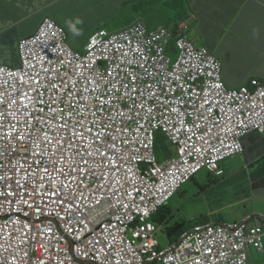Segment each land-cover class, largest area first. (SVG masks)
<instances>
[{
    "label": "built area",
    "instance_id": "2783aa9c",
    "mask_svg": "<svg viewBox=\"0 0 264 264\" xmlns=\"http://www.w3.org/2000/svg\"><path fill=\"white\" fill-rule=\"evenodd\" d=\"M172 40L137 22L79 53L44 19L19 41L20 68L0 67V264H248L251 249L264 253V220L198 226L164 249L148 222L190 161L264 133V79L229 89L222 64L185 38L174 62ZM158 129L179 145L164 165Z\"/></svg>",
    "mask_w": 264,
    "mask_h": 264
},
{
    "label": "crops",
    "instance_id": "0c3cea01",
    "mask_svg": "<svg viewBox=\"0 0 264 264\" xmlns=\"http://www.w3.org/2000/svg\"><path fill=\"white\" fill-rule=\"evenodd\" d=\"M75 17L83 20L78 26L83 34L77 37L64 24L66 19ZM45 18L63 29L67 43L77 52H83L90 36L99 30L120 31L137 20L148 30L176 29L186 21L187 38L199 47H206L220 62L223 59L220 53L227 57L225 50L231 42L229 59L235 60V75L225 71L222 64L228 88H240L254 77L264 78V0H0V46L4 42L3 31L10 24L16 25L19 37L25 38L34 34ZM253 29L257 30L255 36ZM17 42L13 38L9 46L0 49V64H18ZM244 146L243 163L221 178L223 182L219 185L225 195L219 209L209 213L215 216L213 222L224 221L218 212L225 207H240L238 215L233 216L235 222L251 217L254 218L251 221L257 222L264 218V206L254 205L255 200L264 203V134L248 135ZM229 190L233 194L229 195ZM251 260L264 264V257L253 255L252 251Z\"/></svg>",
    "mask_w": 264,
    "mask_h": 264
},
{
    "label": "rangeland",
    "instance_id": "374dc122",
    "mask_svg": "<svg viewBox=\"0 0 264 264\" xmlns=\"http://www.w3.org/2000/svg\"><path fill=\"white\" fill-rule=\"evenodd\" d=\"M106 31L109 33H114L113 31H108L107 29ZM3 33L4 34L1 36V39H3L4 42L1 44L0 49H4L6 46H9L10 41L13 38H17L19 42L21 39L29 38L34 35L32 34L29 37L21 38L19 37V29L16 25L12 24L6 27ZM67 45L71 48L69 43H67ZM196 46L199 47V45ZM225 52L227 57H225L223 53H220L223 56V61L221 60V62L225 65V71H227L231 75H235V60L229 59L230 54H232L231 42L229 43ZM155 147L156 154L163 156V159L161 160L162 163H164L165 159L168 157V152L170 149L173 153L172 145L167 140L165 134L161 131H158L156 133ZM174 155L176 156L175 150ZM242 156L243 154L235 155L220 162V166L224 170L226 175L234 172L240 166V164L243 163ZM221 182H223V179L215 176L212 173H209L206 170H202L191 180L182 185L181 188L177 191L176 195L161 209V212L168 216V225H171L175 221H184L187 223V228L188 225L194 227L203 223L204 221H210L213 223V219L215 216L211 217L209 216V213L213 209H219V205L221 206L220 200L225 195L224 188L222 187V185H219ZM231 194H233V191L229 190V195ZM254 205H258L256 207L262 208L264 206V203L260 202V200H255ZM239 212L240 207H225L223 211H219L218 213H220L224 219L222 223H230L234 220H237L233 216H237ZM220 214H217V216L220 217ZM180 235L181 233L177 234L174 237H170L171 242H175ZM157 239L162 248H166L170 245L167 233L164 231L157 233ZM252 254H257V251L252 250ZM249 264L255 263L253 260H251Z\"/></svg>",
    "mask_w": 264,
    "mask_h": 264
},
{
    "label": "clouds",
    "instance_id": "9594fccd",
    "mask_svg": "<svg viewBox=\"0 0 264 264\" xmlns=\"http://www.w3.org/2000/svg\"><path fill=\"white\" fill-rule=\"evenodd\" d=\"M45 19H48V18H45ZM44 20V19H43ZM42 20V21H43ZM50 20V19H49ZM41 21V22H42ZM52 21V20H51ZM53 22V21H52ZM137 22H141L143 25H144V23L142 22V21H140V20H137V21H135L134 23H132L131 25H133V24H135V23H137ZM186 22V21H185ZM184 22V23H185ZM182 24L181 26H178L176 29L175 28H169V27H158V28H156V29H153V30H148L147 28H146V26L144 25V27H145V29L148 31V32H153V31H156L157 29H159V28H164V29H168V30H170L171 32H172V34H173V40L171 41V43H170V45H169V47H168V49H167V55L168 56H170L171 57V59L175 62L176 60H177V58H178V50H177V48H176V42H178L180 39H182V38H185V39H187L196 49H198V50H201V49H203V50H205L207 53H208V55L210 56V57H212V58H215L216 60H218L219 62H220V60L217 58V57H215L206 47H197L195 44H193L188 38H187V36H186V33L188 32V26L186 25V24ZM41 24V23H40ZM39 24V25H40ZM64 24H65V26L67 27V29H68V31H69V33L73 36V37H77V36H80V35H82L83 33H82V29L80 28V27H78L79 25H82L83 24V20H82V18H80V17H75V18H70V19H66L65 21H64ZM130 25V26H131ZM58 26V25H57ZM130 26H128V27H130ZM39 27V26H38ZM59 27V26H58ZM128 27H126V28H128ZM61 28V27H60ZM126 28H124V29H126ZM38 29V28H37ZM62 29V28H61ZM124 29H122V30H120V31H118V32H121V31H123ZM63 30V29H62ZM37 31V30H36ZM99 31H105V30H99ZM99 31H97V32H99ZM97 32H95V33H97ZM107 32V31H106ZM118 32H114V33H118ZM65 33V32H64ZM94 33V34H95ZM107 33H109V32H107ZM114 33H109V34H114ZM35 34V33H34ZM93 34V35H94ZM257 34V30L256 29H253V35L255 36ZM93 35H91L90 36V38L93 36ZM65 36H66V34H65ZM89 38V39H90ZM89 39H88V41H89ZM88 41H87V44H88ZM19 43V42H18ZM66 44H67V36H66ZM86 44V45H87ZM171 44H172V46H173V48H174V52L172 51V52H169V49H170V47H171ZM86 45H85V47H86ZM69 47V46H68ZM85 47H84V49H85ZM70 48V47H69ZM71 49V48H70ZM72 50V49H71ZM16 51H17V60H18V64L16 65V66H8V65H5V64H0V67H6V68H9V69H12V70H14V69H19L20 68V66H21V64H20V61H19V56H18V45H17V49H16ZM74 51V50H73ZM75 52H77V51H75ZM84 52V51H83ZM83 52H79V53H83ZM221 63V62H220ZM222 64V63H221ZM10 76V78H11V75H9ZM7 76H5V75H3V74H1L0 73V97H2V96H6L7 94H8V92H9V87H10V79H8V78H6ZM222 78H223V65H222ZM254 78H256V77H254ZM262 79H264V78H262ZM223 81H224V83H225V80H224V78H223ZM225 85H226V83H225ZM227 86V85H226ZM242 87V86H241ZM228 88V87H227ZM230 89V88H229ZM236 89H238V88H236ZM207 122V121H206ZM158 131H161L162 133H164L165 134V136H166V138H167V140L170 142V144L172 145V150H173V153L171 152V149L169 150V152H168V157L165 159V162L164 163H162V159H163V156L162 155H157L156 154V147H155V144H156V133L158 132ZM252 134H259V133H251V134H249V135H252ZM264 134V133H263ZM248 136V135H247ZM246 136V137H247ZM246 137H243L242 138V145H243V151L242 152H240V153H234V154H231V155H229V156H226V157H224V158H222V159H206V160H192V161H190V165H189V168H188V171L186 172V174H185V182L183 183H181L180 184V186L177 188V190L175 191V193L167 200V202L168 201H170L175 195H176V193H177V191L181 188V186L182 185H184L185 183H187L189 180H191L195 175H197L199 172H201L202 170H206V171H208L209 173H212V174H214L215 176H217V177H219V178H222L224 175H225V172H224V170L221 168V166H220V162H222V161H224V160H226V159H228V158H230V157H232V156H235V155H239V154H243L244 153V150H245V146H244V139L246 138ZM154 150H155V154H156V157H157V159H158V161H159V163L161 164V165H164V164H166L167 162H169V161H171V160H173V159H176L177 157H178V154H179V145H175L174 143H173V140L171 139V137H170V135L167 133V132H165L163 129H158V130H156L155 132H154ZM174 150H175V152H176V156L174 155ZM167 202H165L162 206H160L159 208H158V210L156 211V212H154L151 216H150V218H149V223H151V224H153V225H155L156 227H161L162 228V230L164 231V232H166L167 233V229H166V226H168V223H164V224H161V223H156V222H154L153 221V217L166 205V203ZM253 217H251V218H248V219H246L245 221H247L249 224H256V223H260V222H262L263 220H264V218H261L259 221H257V222H253V221H251V219H252ZM254 219V218H253ZM244 221V220H243ZM241 222V221H240ZM230 223H238V222H230ZM207 224H212V225H220V224H224V223H222V222H208V221H206V222H203V223H201V224H199V225H197V226H194V227H192V228H190L189 230H187V231H185V232H183L181 235H180V237L178 238V240L177 241H175V242H171V240H170V238H169V236H168V233H167V236H168V240H169V243H170V245L171 244H174V243H176V242H178L180 239H181V237L185 234V233H188V232H190V231H192V230H194L196 227H198V226H203V225H207ZM160 244V243H159ZM160 248H162L161 247V244H160ZM162 249H164V248H162ZM253 249H251L250 250V252L252 251ZM254 251H256V250H254ZM257 254L258 255H260L261 257H264V253H260V252H257ZM250 263V253H249V262H248V264Z\"/></svg>",
    "mask_w": 264,
    "mask_h": 264
},
{
    "label": "trees",
    "instance_id": "16d2710c",
    "mask_svg": "<svg viewBox=\"0 0 264 264\" xmlns=\"http://www.w3.org/2000/svg\"><path fill=\"white\" fill-rule=\"evenodd\" d=\"M172 51L174 52V48H173V46L171 44L169 52H172ZM153 221L156 222V223L157 222L161 223V224L169 223L168 222V216L165 215L163 212H161V210L153 217ZM204 222H206V221H204ZM186 226H187V223L184 222V221H175L171 225L166 226L169 238L172 237V236L174 237V236H176L179 233L182 234L183 232H185V231H187V230H189L190 228L193 227V226L188 225V227L186 228Z\"/></svg>",
    "mask_w": 264,
    "mask_h": 264
}]
</instances>
